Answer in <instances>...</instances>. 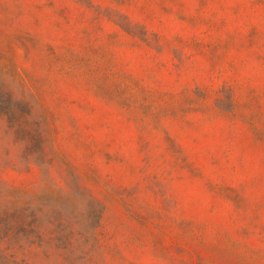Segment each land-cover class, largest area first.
<instances>
[{
  "label": "rangeland",
  "instance_id": "1",
  "mask_svg": "<svg viewBox=\"0 0 264 264\" xmlns=\"http://www.w3.org/2000/svg\"><path fill=\"white\" fill-rule=\"evenodd\" d=\"M0 92L39 133L0 112L1 187L74 236L50 264H264V0H0Z\"/></svg>",
  "mask_w": 264,
  "mask_h": 264
},
{
  "label": "trees",
  "instance_id": "2",
  "mask_svg": "<svg viewBox=\"0 0 264 264\" xmlns=\"http://www.w3.org/2000/svg\"><path fill=\"white\" fill-rule=\"evenodd\" d=\"M12 99L11 94L6 98L5 93L0 92V112L6 116L9 130L24 141L35 139L39 133L31 121V115H25L11 104L4 105L3 102H12ZM1 185L4 186V182L0 183V239H6L12 248L8 259L16 261V250L37 242L46 258L42 264H50L55 251L52 245L58 248L74 239L71 233L60 232L67 223L62 207L52 200L41 204L18 187L5 184L4 189Z\"/></svg>",
  "mask_w": 264,
  "mask_h": 264
}]
</instances>
